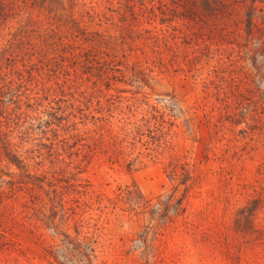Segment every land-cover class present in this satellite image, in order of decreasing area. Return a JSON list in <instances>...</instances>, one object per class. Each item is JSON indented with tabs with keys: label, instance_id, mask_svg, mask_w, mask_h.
<instances>
[{
	"label": "rangeland",
	"instance_id": "374dc122",
	"mask_svg": "<svg viewBox=\"0 0 264 264\" xmlns=\"http://www.w3.org/2000/svg\"><path fill=\"white\" fill-rule=\"evenodd\" d=\"M200 1L3 0L9 10L4 43L19 55L28 50L51 59L43 83L53 92L45 102L56 119L69 122L68 130L93 128L98 110L122 121L176 102L183 118L163 125L172 127L176 149L194 158L197 140H206L220 157L212 153L210 176L191 192L186 216L162 231L127 195L139 191L153 199L173 189L166 159L149 154L151 143L138 144L133 158L143 155L133 164L104 156L84 162L80 176L96 194L86 201L71 193L66 213L58 199L51 207L45 192L20 183L0 206V264H264V215L247 212L264 194V118L248 137L226 132L219 142L198 109L203 82L211 80V52L243 36L245 10L222 33L206 21ZM0 167L9 176L20 173L6 161Z\"/></svg>",
	"mask_w": 264,
	"mask_h": 264
},
{
	"label": "trees",
	"instance_id": "16d2710c",
	"mask_svg": "<svg viewBox=\"0 0 264 264\" xmlns=\"http://www.w3.org/2000/svg\"><path fill=\"white\" fill-rule=\"evenodd\" d=\"M200 4L207 15L206 21L222 33H228L229 28L238 24V12L245 10L243 36L235 34L229 49L221 45L211 52V80L203 82V99L198 108L210 136L216 134L221 142L226 132H232L244 139L250 135L248 129L264 118L261 94L264 90V0H201ZM8 13L6 4L0 0V166L6 161L20 173L9 176L0 167V206L8 193L15 195L18 185L25 182L45 192L51 207L58 199L62 212L66 213L70 209L68 195L71 193L81 199L85 197L86 201L96 194L91 181L80 176L85 173L84 162L88 164L94 157L104 156L106 162L129 159V164H133L143 155L138 152L133 158L138 144L151 143L154 148L147 147L151 150L149 154L158 152L166 159L165 171L173 189L153 199H146L139 191L137 194L128 190L127 195L138 213L154 220L152 227L156 230H166L177 219L185 217L191 192L201 188L210 176L212 153L220 157L211 148L210 141L197 140L194 158L176 149L172 127L163 126L174 125L171 118H183L184 112L181 108L176 110V102L162 108L148 106L143 118L131 114L122 121L112 115L107 118L104 110H98L101 116L95 119L93 128L68 130L69 122L56 119L52 104L45 102L53 92L51 86L43 83L51 59L39 55L43 58L38 60L39 56L28 50L20 51L19 55L16 46L5 45ZM186 122L190 129L189 121ZM242 124L246 129H238ZM236 143L230 139L227 145L234 148ZM64 152L73 158L66 159ZM41 199L48 205L45 197ZM247 212L252 216L257 212L264 215V194L254 200Z\"/></svg>",
	"mask_w": 264,
	"mask_h": 264
}]
</instances>
